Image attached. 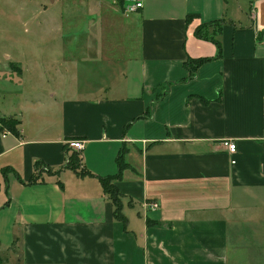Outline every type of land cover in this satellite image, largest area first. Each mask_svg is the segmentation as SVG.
<instances>
[{
  "label": "crops",
  "instance_id": "obj_1",
  "mask_svg": "<svg viewBox=\"0 0 264 264\" xmlns=\"http://www.w3.org/2000/svg\"><path fill=\"white\" fill-rule=\"evenodd\" d=\"M28 1L0 9L2 264H264V0Z\"/></svg>",
  "mask_w": 264,
  "mask_h": 264
},
{
  "label": "trees",
  "instance_id": "obj_2",
  "mask_svg": "<svg viewBox=\"0 0 264 264\" xmlns=\"http://www.w3.org/2000/svg\"><path fill=\"white\" fill-rule=\"evenodd\" d=\"M203 62L204 61H197L196 63H194V62L189 63V64H192V66L189 68V64H188L186 67L190 70V75H193L194 70ZM0 123H1V125L8 128L12 132L15 131V126L18 124V122L11 120V119H0ZM78 166H79V163H78L77 156L76 157L71 156V157H69L68 162L66 163V165L62 169H68V170H72L73 172H75L77 170ZM35 167H36V171L39 175L42 173L51 174L50 169L44 165L36 163ZM118 168H119V172H120L122 166H121V163L119 160H118ZM43 170H46V171H43ZM119 172L116 176L107 177L104 179H99V181H100L103 193L109 197L112 204L114 205V217H115V219L120 220L123 223H125L126 220L121 213V209H122L121 197H122V195L120 194V192L118 191V189L116 188V186L114 184V182L119 179V175H120ZM58 173L59 172H56V174H58ZM0 264H2L1 260H0Z\"/></svg>",
  "mask_w": 264,
  "mask_h": 264
},
{
  "label": "built area",
  "instance_id": "obj_3",
  "mask_svg": "<svg viewBox=\"0 0 264 264\" xmlns=\"http://www.w3.org/2000/svg\"><path fill=\"white\" fill-rule=\"evenodd\" d=\"M142 1L141 0H125V3L123 4V11L126 14H134L138 12L139 10L142 9ZM4 137V136H3ZM224 145L227 147V151L230 154L235 153L236 151V146L234 143L227 142L224 143ZM67 146L69 149L74 150L75 153L77 154V159L80 161V153L83 149V143L79 140H73V141H68ZM46 171V170H43ZM151 210H155L157 208L156 204H151L149 206Z\"/></svg>",
  "mask_w": 264,
  "mask_h": 264
},
{
  "label": "rangeland",
  "instance_id": "obj_4",
  "mask_svg": "<svg viewBox=\"0 0 264 264\" xmlns=\"http://www.w3.org/2000/svg\"><path fill=\"white\" fill-rule=\"evenodd\" d=\"M28 3H29L28 0H13V1L0 0V9L5 10L7 12L11 10V11H13L12 15H14V13H15L14 11H17L19 9L22 10V9L28 8ZM4 19L5 20L8 19V13H7V16L0 15V25L4 26L7 23L10 24V22L5 21ZM19 19H20V21H12L11 22V25L14 26V29H16L17 27H19L22 24V21L25 20V17L20 16ZM20 29H21V27H20ZM21 34L23 35V32Z\"/></svg>",
  "mask_w": 264,
  "mask_h": 264
}]
</instances>
